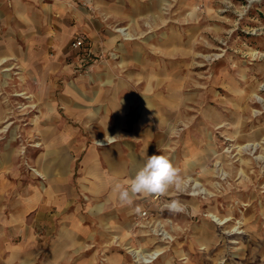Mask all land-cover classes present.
Segmentation results:
<instances>
[{"label":"rangeland","instance_id":"obj_1","mask_svg":"<svg viewBox=\"0 0 264 264\" xmlns=\"http://www.w3.org/2000/svg\"><path fill=\"white\" fill-rule=\"evenodd\" d=\"M63 3L82 12L94 31L119 34L128 42L125 50L138 61L134 65L142 66L123 68L118 46L99 41L95 50L88 44V50L71 47L74 61L85 66L78 72L74 68L76 73L87 74V66L96 62L112 65L117 75L141 70L160 81L157 90L149 85L148 93L173 103L162 154L180 170L181 187L143 203L128 229L129 236L143 241L126 242L117 233L112 246L126 254L130 264H264V0ZM70 22L74 25L75 18ZM14 75L0 84L9 112L0 148L13 142L20 166L35 172L30 158L43 149L37 128L45 85L26 83L19 69ZM210 149L211 161L198 163ZM187 159L196 160V165L183 170ZM171 200L184 203L185 211L166 210L163 205ZM211 212L228 220L218 224ZM159 247L166 249L160 253L155 249ZM134 250L145 258L151 251L158 255L145 262L136 259ZM106 252V245L98 247L100 262L106 261Z\"/></svg>","mask_w":264,"mask_h":264},{"label":"crops","instance_id":"obj_2","mask_svg":"<svg viewBox=\"0 0 264 264\" xmlns=\"http://www.w3.org/2000/svg\"><path fill=\"white\" fill-rule=\"evenodd\" d=\"M63 1L0 0V84L15 79L19 69L26 83L45 85L37 128L43 149L30 158L35 172L20 166L13 142L0 148V264H130L112 244L117 233L126 242L144 240L128 229L148 197L123 206L112 187L134 176L147 156L162 154L173 103L148 93L160 81L141 70L117 75L112 65L96 62L87 74L76 73L85 67L74 61L71 48L79 33L92 50L99 41L118 46L123 68L142 66L134 65L138 61L119 34L94 31L82 12ZM8 113L0 97V131ZM212 153L198 163H209ZM195 165L187 159L183 170ZM101 245L107 246L104 262Z\"/></svg>","mask_w":264,"mask_h":264},{"label":"clouds","instance_id":"obj_3","mask_svg":"<svg viewBox=\"0 0 264 264\" xmlns=\"http://www.w3.org/2000/svg\"><path fill=\"white\" fill-rule=\"evenodd\" d=\"M181 184L180 170L172 164L170 158L163 154H153L147 156L134 176L116 182L112 192L121 205L131 207L138 196H162L170 189H179ZM163 207L173 214L185 211L184 203L179 200L165 202Z\"/></svg>","mask_w":264,"mask_h":264},{"label":"built area","instance_id":"obj_4","mask_svg":"<svg viewBox=\"0 0 264 264\" xmlns=\"http://www.w3.org/2000/svg\"><path fill=\"white\" fill-rule=\"evenodd\" d=\"M71 47L75 50H88L87 49V41L84 34L79 33L74 37V39L71 41ZM142 216H146V211H142ZM137 260H143L145 262H150L153 257L145 258L144 255H142L139 251H135L133 253ZM149 260V261H146Z\"/></svg>","mask_w":264,"mask_h":264},{"label":"bare ground","instance_id":"obj_5","mask_svg":"<svg viewBox=\"0 0 264 264\" xmlns=\"http://www.w3.org/2000/svg\"><path fill=\"white\" fill-rule=\"evenodd\" d=\"M120 31H122L123 30V28H120L119 29ZM128 35V34H127ZM109 138V139H108ZM107 138V140H112V138L111 137H108ZM98 142L99 143H105V141L104 140H98ZM262 157V156H261ZM196 185L198 184L199 185V183L197 182V183H195ZM194 184V185H195ZM197 187V186H196ZM197 192H199V191H196L195 193H197ZM200 193V192H199ZM216 213V212H215ZM215 213H213V212H211V213H208V215L212 218V220H214V222H216V223H218V224H223V223H225L227 220H228V218H225V219H222L221 217H220V215L218 216L217 214H215ZM224 217V216H223ZM135 251H138V250H135ZM158 251V250H157ZM157 251H151V252H149V253H147L146 255L147 256H149V257H156L157 255H158V252ZM146 261H149V260H146ZM150 261H152V260H150Z\"/></svg>","mask_w":264,"mask_h":264}]
</instances>
